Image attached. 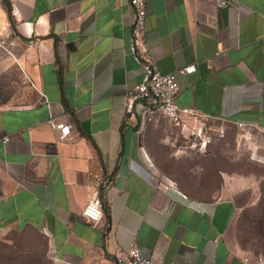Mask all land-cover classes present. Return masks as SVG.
<instances>
[{
	"label": "crops",
	"instance_id": "obj_1",
	"mask_svg": "<svg viewBox=\"0 0 264 264\" xmlns=\"http://www.w3.org/2000/svg\"><path fill=\"white\" fill-rule=\"evenodd\" d=\"M231 4L147 0L145 45L162 74L195 65L177 76L179 107L264 131V0ZM132 21L129 0L0 1L34 95L0 109V233L41 235L49 264H116L132 241L150 264H258L236 225L264 179L224 175L221 196L197 201L151 170L144 127L126 116L142 80ZM50 117L70 124V139ZM93 192L96 223L81 216Z\"/></svg>",
	"mask_w": 264,
	"mask_h": 264
},
{
	"label": "rangeland",
	"instance_id": "obj_2",
	"mask_svg": "<svg viewBox=\"0 0 264 264\" xmlns=\"http://www.w3.org/2000/svg\"><path fill=\"white\" fill-rule=\"evenodd\" d=\"M33 98L17 64L0 48V109L25 105ZM143 145L157 180L173 183L193 200L211 201L221 196L224 175L264 179V131L254 128L241 130L203 116L180 124L158 117L144 126ZM240 227L238 219L239 242ZM44 244L43 237L36 233H0V252L27 251L38 264H49Z\"/></svg>",
	"mask_w": 264,
	"mask_h": 264
},
{
	"label": "built area",
	"instance_id": "obj_3",
	"mask_svg": "<svg viewBox=\"0 0 264 264\" xmlns=\"http://www.w3.org/2000/svg\"><path fill=\"white\" fill-rule=\"evenodd\" d=\"M1 1V0H0ZM147 0H129L133 11L129 51L136 64L142 69V80L126 94V116L139 122L144 127L158 117L165 118L170 124H180L183 120L199 116L189 108L176 104L178 93L177 76H184L195 72V65H188L168 74H162L145 45V18ZM219 10H229L231 0H215ZM4 35L0 38V48L14 58L11 49L15 41L11 38V30L3 27ZM49 125L58 131L59 140L70 139L71 126L64 122H57L50 117ZM237 127L244 130L245 126ZM7 140V138H5ZM81 216L91 223L98 222L103 217L102 205L96 192H93L85 203ZM116 264H150V260L142 256L135 241L129 245L124 260L116 259ZM258 264H264V258H257Z\"/></svg>",
	"mask_w": 264,
	"mask_h": 264
},
{
	"label": "trees",
	"instance_id": "obj_4",
	"mask_svg": "<svg viewBox=\"0 0 264 264\" xmlns=\"http://www.w3.org/2000/svg\"><path fill=\"white\" fill-rule=\"evenodd\" d=\"M260 193L258 204L253 208L243 210L239 216L240 232H242L240 243L264 255V180L260 183ZM43 247L45 253V244ZM5 253V251L0 252V264H38L27 251L20 252L10 249Z\"/></svg>",
	"mask_w": 264,
	"mask_h": 264
}]
</instances>
